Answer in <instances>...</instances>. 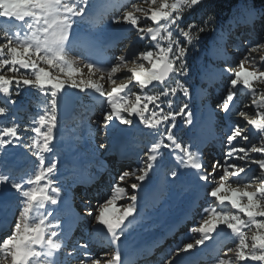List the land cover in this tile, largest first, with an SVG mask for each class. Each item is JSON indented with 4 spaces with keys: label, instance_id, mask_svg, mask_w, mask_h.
<instances>
[{
    "label": "rangeland",
    "instance_id": "obj_1",
    "mask_svg": "<svg viewBox=\"0 0 264 264\" xmlns=\"http://www.w3.org/2000/svg\"><path fill=\"white\" fill-rule=\"evenodd\" d=\"M130 2L143 3V0H92L94 7L90 9V15L74 27L68 54L74 67L80 70L76 76L77 79L88 78V69L85 67L88 63L107 69L119 62L118 57H125L128 62L127 66L122 67L115 74L113 77L115 84L109 82L107 73L103 77L95 74L92 79L103 86L105 93L110 92L114 86L128 84V88L121 95L129 96L134 101L135 96L132 93L143 97L148 95L146 90L152 86L141 92L134 82L129 83L131 73L128 68L133 66L131 61L136 60L137 63H144L147 68V62L138 59L139 54L149 50L158 53L159 49L155 46V42L149 38L141 40L140 33L130 25L112 23L114 19L122 15ZM167 2L171 3L173 0H167ZM144 6L148 7L147 4ZM189 11L186 9L183 17ZM238 11L234 18L229 19L221 27L207 25L195 29H193L194 26L186 28L185 17L183 18L180 27L189 31L192 37V43L189 45L186 56L188 73L187 75L171 74L170 79L173 81L168 88L177 87L176 81L179 80L182 85L188 87L189 95L184 96L183 91L178 89L175 96L171 93L168 94L169 98H167L168 95L165 96L168 102L172 97L171 105L161 106L165 113L179 112L180 107L184 103H188L187 111L193 113L192 123L185 126L183 116H177L174 135L178 143L192 146L193 151H196L197 147L199 148L200 162L204 164L207 171H212L211 165L214 160H219L223 165L224 153L228 151L227 136L237 125L249 135L250 142L237 138L233 141L234 144L241 147H251L252 144L258 147L264 145V139L261 138L257 130L247 124L245 116L240 115V112H244L249 119L257 117L258 109L252 101L254 98L259 99L264 95V83L256 80L252 82L256 91L255 97L249 89L243 85H237L236 95L230 102V110L225 113L217 108V104L221 103L226 96L230 80L234 78V72L239 70L240 61L248 54V50L257 43L264 44V34L254 27L257 21L264 22V12L255 10L247 2L241 3ZM137 15L140 16L139 27L157 26L142 14ZM21 23L14 19L0 18V44L7 43L4 33L14 34ZM160 23L164 24L165 21ZM245 28H248V31L244 30ZM169 29L173 32L174 40L182 44L188 43L186 38L180 35L179 28L169 26ZM197 37L199 38L197 39ZM207 37L208 42L206 43L204 39ZM159 43L160 47L166 48L169 41L161 39ZM95 46H97L96 49H94ZM88 47L99 51H96L97 56H94L93 54L96 52H91ZM251 55L255 58L256 64L253 66L251 62L245 63V69L253 71L255 67V69L264 71V64L260 62V57L264 56V50H258ZM7 69L8 66L0 69V75L12 77L19 74H30L24 69H19V73L15 74L8 72ZM154 83L156 84V82ZM11 90V99L15 103H9V98L0 93V107L7 109L5 115H0V129L16 125L20 139L14 142L15 147L9 145L5 149H0V173L10 171L17 182H20L21 178L26 180L39 168V160L34 155L35 149L31 147L35 139L32 128L36 126L33 122L37 120L38 116L50 110L48 103L50 95H42L38 89L30 86L22 87L19 95H16L15 81L11 85ZM64 92L73 97L75 108L68 118H62L57 111L54 151L44 153L45 166H48L53 158L58 162V172L54 174V179L59 182L61 188L58 204L55 206L46 205V208L49 211L55 209V216L61 224L64 236L67 233V231L65 232L67 224L73 223L72 221L79 218L84 219L73 232L71 241L60 240L62 247L59 250V259L62 264H91L93 259L97 260L99 264H105V261L110 259L117 250L122 253V257L132 256L143 244H149L155 239L157 241L163 236V242L158 245L148 259V263L145 264H167L168 261L175 259L179 261L181 256H187L190 252L202 253L206 257L204 264H217L218 260L226 258L235 261V248L239 239L230 229L223 226H219L204 244L195 246V240L200 239L201 234L194 229L200 226L208 212L213 208L236 211L231 209L230 205H219L214 198L207 194L219 182V177L224 174L223 167L218 169L215 179L205 184L198 179L195 169L181 166L178 163L175 157L182 155L179 150L171 152L164 148L159 150L158 159L154 162L153 169L149 174L151 180L145 181L144 190L140 192L139 214L135 219L129 218L131 223L125 228L119 248L109 242L110 237L99 241L100 246L94 245L87 236H95L100 230L106 231L103 225L96 222L95 215L98 214L99 206L110 197L112 185L118 182V176L123 171L139 174L138 169L147 163L145 153L153 143L162 139L161 134L164 133L167 124L172 121L168 120L162 123L159 126V133L141 125L135 118H133L134 124L131 127L113 122L108 129H104L98 122L103 120L104 113L108 111L106 97L91 90L80 93L75 89L66 88ZM160 97H164V95ZM161 99L157 101L160 105H162ZM149 109L160 111L155 107V104H150ZM165 142L167 143V141ZM101 144H105L106 147L101 149L99 147ZM114 147L115 153L127 152L129 154V156L126 155L123 159L118 160V164L122 166L115 169L110 165V161L113 160L110 151ZM253 159H264V154L249 153L247 162L230 161L247 168V174H240L239 182L235 177L228 178L233 187L238 186V183L240 187H243V184L252 182L253 177L257 178L253 186H258L260 179L264 178V172L259 169L257 164L251 162ZM83 165L87 168L101 166L99 168L104 171V177L99 183L88 189L89 191L87 190V195L79 193V189L74 190L76 192L74 193L70 185L72 175H74L71 171L75 169V174H77ZM173 172L177 173L176 177L172 176ZM135 175H130L124 181L119 182V186L125 187L129 191V195L131 194L130 184L139 183L136 181ZM99 188H103V191ZM245 190L250 191L252 188ZM99 191L103 195L101 198L96 195ZM22 199L20 194L10 186H0V218L5 215L13 217L12 225L2 234L0 242L11 234L15 223L19 221ZM60 200L63 203L60 204ZM127 203H130L128 196L120 198L114 206L113 212H106L105 217L111 219L113 214H119V210ZM89 211L93 212V215L89 216ZM240 215L246 219L242 213ZM257 219L264 220V217H257ZM53 222L56 221L53 220ZM243 231L248 238L246 242L250 244L251 236L256 232L255 227L244 228ZM158 235L160 236L158 237ZM165 235H172V237H165ZM105 241L106 246H103ZM185 243H193L194 248L188 253L182 252L177 256V247L182 248ZM229 248L233 251L228 252L226 257L225 253ZM160 254L166 256V259L161 262L158 261ZM235 264H257V262L239 261Z\"/></svg>",
    "mask_w": 264,
    "mask_h": 264
},
{
    "label": "snow or ice",
    "instance_id": "obj_2",
    "mask_svg": "<svg viewBox=\"0 0 264 264\" xmlns=\"http://www.w3.org/2000/svg\"><path fill=\"white\" fill-rule=\"evenodd\" d=\"M202 3L203 0H173L171 3L167 0H143V3L130 2L122 15L112 21L113 24L130 25L140 33L141 40L149 38L155 42V46L159 49L158 53L149 50L139 54L138 59L147 62V68L144 63H137L136 60L131 61L133 66L128 68L131 73L129 83L134 82L143 92L149 86H155L154 82L164 85L173 73L187 75L186 56L189 45L192 43V37L189 31L180 27V24L186 9L194 10ZM145 4L148 7H145ZM93 7L92 0H0V18L22 22L14 34L4 33L7 43L0 44V69L8 66V72L14 74L19 73V69H24L30 73L29 75L19 74L12 77L0 75V93L9 98V103H15L11 99V85L15 81L16 95H19L20 89L24 86L36 88L42 95H50L48 101L50 110L39 115L37 120L33 122L36 126L32 128L35 139L31 147L35 149L34 155L39 160L38 170L33 175L28 176L26 180L21 178L20 182H17L10 171L0 173V186H10L23 198L20 201L19 221L15 223L11 234L0 242V264H62L59 259V250L62 247L60 240L63 237L61 224L55 216V209L49 211L46 208V205H57L60 198L61 188L59 182L54 179V174L58 172V162L53 158L50 164L45 166L44 153L54 151L53 142L56 139L58 101L60 94L66 88L75 89L80 93L91 90L102 97H106L108 111L104 113L103 120L98 122L104 129H108L113 122L131 127L134 124L133 118H135L141 125L159 133V126L162 123L168 120L172 121L167 124L164 133L161 134L162 139L153 143L148 152L145 153L147 163L138 169L139 174L135 175V172L123 171L118 176V182L112 185L110 197L97 210L98 214L95 215V220L106 229L110 237L109 242L112 245L119 248L125 228L131 223L129 218L135 219L136 215L139 214L140 192L144 190L145 181L151 180L149 174L153 169L154 162L158 159L159 150L164 148L171 152L179 150L182 155L175 157L178 163L181 166L195 169L198 179L205 184L215 179L218 169L223 167L224 174L219 177V182L207 194L214 198L219 205H230L231 209L236 211L213 208L208 212L200 226L194 229L201 234V238L195 240V246L204 244L219 226H223L230 229L238 237L239 243L235 248V261L226 258L218 260L217 264H235L239 261L264 264V220L257 219V217H264V178L260 179L258 186H253L257 179L253 177L252 182L243 184V187H240L239 183L238 186L233 187L228 180L229 177H235L239 182L240 174H247L246 166L230 161L247 162L249 153L264 154V145L258 147L252 144L251 147H241L234 144L233 141L237 138L250 142L249 135L237 125L227 136L228 151L224 153L223 165L219 160H214L211 165L212 171H207L204 164L200 162L199 148L197 147L196 151H193L192 146H184L178 143L174 135V129L177 127V116H183L185 126L192 123L193 113L187 111L188 103H184L179 112L169 111L167 113L157 103L161 95L167 96L171 93L175 96L178 89L183 91L184 96L189 95L188 87L182 85L179 80L176 81L177 87L168 88L165 86L164 92L159 95L142 97L132 93L135 96L134 101L129 96L121 95L128 88V84L114 86L110 92L105 93L103 86L94 81L92 76L99 74L103 77L107 73L109 82L115 84L113 77L128 63L123 56L118 57L119 62L107 69L88 63L85 65L89 73L88 78L77 79L76 76L80 70L74 67L73 61L69 57L70 41L74 27L90 15V9ZM137 14H142L157 26L139 27L140 16ZM161 21H165V23L161 24ZM169 26L179 28L180 35L186 38L188 43L182 44L174 40L173 32ZM192 26L189 24V28ZM162 33L164 35H161ZM161 39L169 41L168 47H160L159 41ZM258 50H264V44L257 43L251 47L248 54L240 61L239 70L234 72V78L230 80V87L226 96L221 103L217 104V108L223 112L227 113L230 110V102L236 95L237 85H243L255 97L256 91L252 82L256 80L264 83V71L255 69V67L253 71H248L244 67L245 63L248 62L255 66L256 60L251 53ZM260 62L264 64V56L260 57ZM171 103L170 100L169 105ZM252 103L258 109L257 117L249 119L244 112H240V115L245 116L247 124L255 128L261 138L264 139V95L259 99L254 98ZM150 104H155V107L160 111L150 110ZM6 112L5 107H0V115H5ZM19 139V130L16 125L0 129V149H5L9 145L15 147L14 142ZM99 147L104 149L106 145L101 144ZM251 162L257 164L259 169L264 172V159H253ZM130 175H135V179L139 183L130 184L131 194L129 195V191L125 187L119 186V182L124 181ZM172 176L176 177L177 173L173 172ZM249 188L252 190H245ZM124 196H128L130 203L120 209L119 214H113L111 219H107L105 213L113 212L117 201ZM241 213L246 219L241 217ZM88 215H93V212L89 211ZM50 217L52 219H49ZM53 220L56 222L54 223ZM253 226L256 232L251 236V243L249 244L246 242L248 238L243 229H251ZM193 248V243H185L182 248L177 247L176 254L178 256L182 252L188 253ZM232 251L233 249L229 248L225 256L227 257L228 252ZM91 264H99V262L93 259ZM105 264H124L122 253L117 250L110 259L105 261ZM167 264H176V261L171 260Z\"/></svg>",
    "mask_w": 264,
    "mask_h": 264
},
{
    "label": "trees",
    "instance_id": "obj_3",
    "mask_svg": "<svg viewBox=\"0 0 264 264\" xmlns=\"http://www.w3.org/2000/svg\"><path fill=\"white\" fill-rule=\"evenodd\" d=\"M247 2L255 10L264 12V0H203V3L197 6L194 10L186 12L185 27L192 24L195 28L211 25V27H221L231 18H234L239 12L241 3ZM256 30H260L264 34V22L257 21L255 23ZM204 42H208V37L204 39ZM208 45V44H207ZM173 80L169 79L164 85L156 82L155 86L146 90L148 95H159L164 92L165 86H169ZM161 106H168L169 102L167 98L160 97ZM172 100V97H171Z\"/></svg>",
    "mask_w": 264,
    "mask_h": 264
},
{
    "label": "water",
    "instance_id": "obj_4",
    "mask_svg": "<svg viewBox=\"0 0 264 264\" xmlns=\"http://www.w3.org/2000/svg\"><path fill=\"white\" fill-rule=\"evenodd\" d=\"M58 102H59V107L57 111L59 116H61L62 118L70 117L75 108L73 97L70 94L63 92L60 94Z\"/></svg>",
    "mask_w": 264,
    "mask_h": 264
},
{
    "label": "bare ground",
    "instance_id": "obj_5",
    "mask_svg": "<svg viewBox=\"0 0 264 264\" xmlns=\"http://www.w3.org/2000/svg\"><path fill=\"white\" fill-rule=\"evenodd\" d=\"M96 48H97V46H95L94 49H96ZM82 49H83V47H82ZM84 49L86 50L85 47H84ZM94 49H93L92 47H88V50H90V51L93 52V53H95V52L97 51V50L94 51ZM98 50H99V48H98ZM97 52H99V51H97ZM97 54H98V53H97ZM75 213H76V211H75ZM78 217H79V216H78ZM72 220H73V219H72ZM67 223H68V222H67ZM0 225H1V224H0ZM160 239H161V238H160ZM155 240H156V239H155ZM155 240H154L153 242H155ZM153 242H152V243H153ZM149 245H150V243H149V244H146V245L143 244V245L140 247L139 250L141 251V248H142V250H143L144 248H147V247L149 248ZM88 251H89V250H88ZM140 251H139V252H140ZM125 260H126V259H125ZM125 260H123V261H125Z\"/></svg>",
    "mask_w": 264,
    "mask_h": 264
}]
</instances>
